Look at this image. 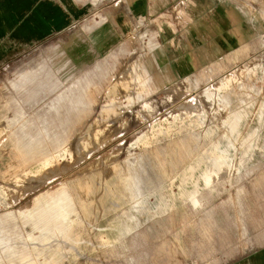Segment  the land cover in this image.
<instances>
[{
	"label": "rangeland",
	"instance_id": "374dc122",
	"mask_svg": "<svg viewBox=\"0 0 264 264\" xmlns=\"http://www.w3.org/2000/svg\"><path fill=\"white\" fill-rule=\"evenodd\" d=\"M74 2L54 35L2 42L0 264H226L260 246L264 0ZM43 65L50 80L22 87ZM98 65L109 72L81 91L87 108L61 100L98 82ZM21 133H41L51 152L57 135L69 145L22 170ZM60 187L71 213L50 234L36 227L47 202L36 198Z\"/></svg>",
	"mask_w": 264,
	"mask_h": 264
},
{
	"label": "crops",
	"instance_id": "0c3cea01",
	"mask_svg": "<svg viewBox=\"0 0 264 264\" xmlns=\"http://www.w3.org/2000/svg\"><path fill=\"white\" fill-rule=\"evenodd\" d=\"M60 1L64 2L66 6L73 11L63 7ZM76 14L77 8L74 0H0V52L5 50V46L2 43L5 39L23 44L44 40L59 32L64 27H67L68 23L74 20ZM108 44L109 41L101 34L97 42L98 48H105ZM77 49H79V51L84 50L82 46H78ZM64 52V49L60 52L55 50L53 58L60 57ZM60 62L61 61H59L58 65L56 64L59 72L62 71L65 65V62ZM108 72L109 70L105 68L104 65H98L93 74L97 77L98 82L95 83L92 79L90 80L85 77L82 80L84 84L81 85V88L77 89L76 93H72V95L66 94L61 100L68 98L73 107H79V111H83L87 108V105L83 101L84 94L81 91L88 90L89 93L92 94V87H95V85H102ZM50 78L51 72L49 73V71L45 69V65H43L37 72L26 75L23 79L25 83L21 86H26L27 82L30 84L35 83L36 86L39 87L42 83L49 81ZM80 84L81 82H78L76 87ZM127 89L130 88L128 87ZM34 95L36 96L37 93ZM60 98H62V96H60ZM139 98L140 95L137 94L136 99L139 100ZM133 99H135L134 96L129 97L127 99L128 103H133ZM61 100L58 101L56 105L52 104V108L56 114L60 112ZM109 108L107 104L103 105L101 112L106 114ZM15 120L17 121L18 119ZM67 121V118L61 120L62 123ZM41 135V133H39L37 137H31L25 133L14 135L16 141L13 155L18 160L17 168L24 170L26 168L34 169L42 164L44 166L47 160L51 157L54 160V157L60 154L64 148L69 145L68 138L57 135L51 142V152L39 139ZM207 185L206 182V186ZM44 196H46L47 202L39 209L36 227L51 234L59 228V225H64L68 221V217L71 213V198L64 187H60L54 192H47L36 199L40 200L41 197ZM190 199L196 203L195 195L191 196ZM260 242V246L247 250L244 254L237 256L226 264H264V228L260 237ZM20 256H22L21 253Z\"/></svg>",
	"mask_w": 264,
	"mask_h": 264
},
{
	"label": "bare ground",
	"instance_id": "6f19581e",
	"mask_svg": "<svg viewBox=\"0 0 264 264\" xmlns=\"http://www.w3.org/2000/svg\"><path fill=\"white\" fill-rule=\"evenodd\" d=\"M146 103V102H145ZM144 103V104H145ZM142 106H143V104H142ZM145 108V107H144ZM82 139H84V138H82ZM87 140V139H86ZM82 141H84V140H82ZM65 151V150H64ZM70 154V156H71V152L69 153ZM51 159V160H50ZM49 160H47L45 163H44V167H46L47 165H49L51 162H53V159H52V157L50 158ZM51 165V164H50ZM208 182H209V180H208Z\"/></svg>",
	"mask_w": 264,
	"mask_h": 264
}]
</instances>
